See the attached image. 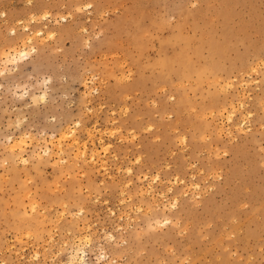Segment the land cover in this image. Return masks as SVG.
Returning <instances> with one entry per match:
<instances>
[{
    "label": "rangeland",
    "instance_id": "obj_1",
    "mask_svg": "<svg viewBox=\"0 0 264 264\" xmlns=\"http://www.w3.org/2000/svg\"><path fill=\"white\" fill-rule=\"evenodd\" d=\"M83 247L264 264V0H0V264Z\"/></svg>",
    "mask_w": 264,
    "mask_h": 264
},
{
    "label": "bare ground",
    "instance_id": "obj_2",
    "mask_svg": "<svg viewBox=\"0 0 264 264\" xmlns=\"http://www.w3.org/2000/svg\"><path fill=\"white\" fill-rule=\"evenodd\" d=\"M89 6H91V5H89ZM89 6H87V7H89ZM34 16V15H33ZM18 23L19 24H21V23H23L21 20H18ZM12 34H14L15 36H17L16 34H17V30H16V28H12ZM43 31H39L38 32V35H43ZM32 34V33H31ZM32 38H33V36L31 35L30 36V39L27 41L26 40V43L27 42H29V43H31L32 42ZM28 43V44H29ZM27 46L25 45V48H26ZM33 48H35V47H33ZM33 51V50H32ZM34 53V52H33ZM7 54H9V53H7ZM13 54V55H12ZM12 56H16L17 58H20V59H23L24 57H26V56H29L30 54H31V52H27L26 51V49H21L20 51L19 50H17L16 48H15V50L12 52ZM10 56V55H9ZM16 57H14V58H16ZM94 76V75H93ZM96 78V77H95ZM91 80V79H90ZM89 88V87H88ZM87 88V89H88ZM93 90V89H92ZM94 92L95 91H98V89L97 88H95L94 90H93ZM43 97H45V94L43 95ZM243 97V96H242ZM242 104H243V102H242ZM241 104V105H242ZM244 105V104H243ZM242 108V107H241ZM236 110V109H235ZM230 116V115H229ZM231 117V116H230ZM229 118V117H228ZM230 120L232 119V118H229ZM246 119V118H245ZM230 120H228V121H230ZM80 121V120H79ZM75 124V123H74ZM82 124V123H81ZM77 124H75V126H76ZM81 128V127H80ZM73 130V129H72ZM88 131V130H87ZM74 132V131H73ZM73 132L71 133V131H67V132H65V134H64V136L62 135H60V137L61 138H59V139H57L58 141H59V143H61V141L65 138L66 139V135H69L70 134V136H74V134H73ZM77 132V131H76ZM91 133V132H90ZM72 134V135H71ZM90 137V136H89ZM54 138V137H53ZM74 138V137H73ZM80 139V138H79ZM74 141H75V144L77 145V144H80V141L77 139V138H74L73 139ZM102 140V139H101ZM52 141V140H51ZM103 142V141H102ZM14 143H15V141H14ZM21 143H23V145L24 144H26L27 145V143L26 142H21L20 141V143H19V141L18 142H16L15 144H14V146H13V149H16V148H14V147H17L18 146V148H19V146H22L21 145ZM101 143V142H100ZM104 143V142H103ZM101 144V148L103 149V152H107L108 150H109V147L107 146V144ZM92 144H93V142H92ZM95 144V143H94ZM83 145V144H82ZM25 146V145H24ZM54 146V145H53ZM56 146V145H55ZM84 147L83 148H87L88 146L86 145V144H84L83 145ZM96 146V145H95ZM57 147V146H56ZM22 148H25V147H22ZM22 148H20V149H22ZM98 147L96 148V150H97V152H95V153H93V154H91V156H90V159L88 160V161H91V163L92 164H97L98 163V161H99V155H97V153H99L98 152ZM58 150V151H57ZM57 153H56V156H57V158H59V160L63 163V161H62V157H60L63 153H64V149H63V147L62 146H59L58 148H57ZM78 150V149H77ZM85 151V150H84ZM44 152H45V154L47 155V154H50L51 153V149H49V148H47L46 147V149L44 150ZM43 153V152H42ZM80 153V152H79ZM78 153V154H79ZM53 155V154H52ZM55 155V154H54ZM85 155V154H84ZM76 156H79V155H76ZM80 156H83V154H81ZM23 157V156H22ZM21 157V158H22ZM105 157V156H104ZM25 158H23V160H24ZM27 159V158H26ZM84 159V158H83ZM29 160V159H28ZM26 161V160H25ZM59 161V162H60ZM28 162V161H27ZM64 162H66L65 161V159H64ZM104 162H106V161H104ZM103 165V167H106V164L105 163H103L102 164ZM96 166V165H95ZM198 186V185H197ZM151 189V188H150ZM144 191V190H143ZM179 200H175L174 201V203H173V207L174 208H178L179 207ZM138 208V207H137ZM35 210V209H34ZM164 223L163 224H165V226L166 225H168V223L170 222L169 221V219L168 220H164L163 221ZM160 224H162L161 222H159ZM86 229V228H85ZM89 229V228H88ZM87 234V233H86ZM87 236V235H86ZM80 238V237H79ZM89 240V239H88ZM78 241V240H77ZM86 241H87V239H86ZM90 241V240H89ZM82 243H83V241H82ZM78 244V243H77ZM81 244V243H80ZM84 245V244H83ZM88 245V244H87ZM76 246V245H75ZM77 247V246H76ZM81 247H82V244H81ZM69 264H90L87 260H86V251L84 250V247H83V249L82 248H77L76 250H74L73 251V253L71 254V256H70V262H69Z\"/></svg>",
    "mask_w": 264,
    "mask_h": 264
}]
</instances>
